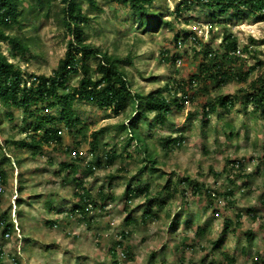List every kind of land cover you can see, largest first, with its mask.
Wrapping results in <instances>:
<instances>
[{"label":"rangeland","instance_id":"374dc122","mask_svg":"<svg viewBox=\"0 0 264 264\" xmlns=\"http://www.w3.org/2000/svg\"><path fill=\"white\" fill-rule=\"evenodd\" d=\"M183 1H154L153 10L173 27L153 33H143L132 11L121 4L97 0V11L84 4L90 19L85 29L87 44L123 60L130 59L132 65L125 63L123 69L133 91L143 95L168 84L177 91L175 80L187 82L199 71L203 58L196 52L208 46L214 52L220 51L227 32L235 36L241 50L254 46L253 52L243 57L245 65L250 68L259 61L264 63V19L234 13L215 18L214 11L200 6L182 7L178 15L176 9ZM56 5L51 18L31 19L33 25L17 33L28 39L31 51L12 61L27 77L51 76L65 58L70 36L57 21L59 2ZM187 34L197 36L199 43L176 47ZM178 35L180 39L176 40ZM1 49L11 58L8 44L2 43ZM176 57L182 65L173 62ZM88 65L96 68L94 60ZM263 73L264 65L251 74L249 82ZM79 80L72 76L70 85L77 86ZM201 86L190 89L191 102L182 110L172 106L165 125L157 124L152 113L131 125L129 119L143 112L144 106L130 108L117 117L109 110L77 102L74 111L83 123L79 126L83 134L75 136L77 129L71 132L58 123L56 127L64 131L61 144L40 151L26 146L34 136L33 130L23 131L35 119L25 121L22 110L0 107V170H4L6 179V192L0 196V221L8 216L14 226L10 237H4L0 227L3 263L202 264L205 260V264H226V254L235 258L234 264H254L258 256H264V110H255L239 99L233 109L219 108L207 115L202 109L204 104L217 96L240 98L239 90L247 85L232 82L218 90L209 87L207 93L199 91ZM60 110L45 111L43 115L58 117ZM132 131L144 142L132 140ZM95 132L102 135L99 151L93 156L90 144ZM169 137H183L184 142L181 147L168 149L165 139ZM146 149L158 162L156 165L145 161ZM71 150H77L83 159H73ZM112 151L118 154L112 167H97L94 175L88 173L89 164L99 159L104 166L106 155ZM234 161L242 162L243 172L234 171ZM63 164L76 167L84 188L90 191L89 202L95 201L89 205L88 219L76 212V184L67 177ZM185 178L213 192L232 190L234 196H221L212 207L206 196H192L189 184L183 186L188 191L186 196L171 198L169 190L159 194L163 187L172 189ZM139 180L141 188L149 184V196H134L126 207L127 190ZM100 191L111 193L113 200L98 203ZM14 196L17 209L13 207ZM161 202H166L163 207L159 206ZM148 209L158 218L144 223L143 214ZM238 214L243 216L239 226ZM129 218L135 222L127 225ZM226 219L234 224L224 234ZM174 223H178L176 229ZM198 227L203 233L196 236ZM122 232H129V238L117 247L118 257L113 259L110 249L115 250L114 245L123 241ZM249 232L253 233L251 238ZM124 247H128V254L121 258Z\"/></svg>","mask_w":264,"mask_h":264},{"label":"trees","instance_id":"16d2710c","mask_svg":"<svg viewBox=\"0 0 264 264\" xmlns=\"http://www.w3.org/2000/svg\"><path fill=\"white\" fill-rule=\"evenodd\" d=\"M105 1L118 3L130 9L143 33H153L163 27H173L170 22L163 19L161 13L153 10L152 6L155 0ZM57 2H59L60 7L59 12L56 13L57 21L70 36L65 58L60 61L57 70L51 76L32 75L27 77L20 66L12 61L25 57L31 51L28 39L21 37L17 33H22L25 28L31 27L33 25V20L31 19H36L40 16L51 18L53 10L58 7L56 5ZM84 4H88L95 11L100 9L97 0H0V107L22 110L26 116L25 121L29 118L35 119V122L23 129L24 133H28L30 130H33L34 133L31 142L26 146L34 148L35 151H40L46 146L60 145L64 131L56 127L58 123L62 124L66 130L70 129L71 132L77 129L75 136L83 134V129L79 128L83 123L74 111V105L77 102L92 105L100 110H109L117 117L125 114L130 108L138 109L144 106L143 112H135L137 116L139 115V118H136L135 115L133 120L129 119L131 125L133 124L134 126L135 122L141 119L140 117H145L146 113L154 114V121L157 124L165 125L172 106L182 110L187 102H191L190 89L200 84L202 86L199 91L207 93L209 87L218 90L229 83L238 82L239 84L247 85L246 88L239 90L238 96L240 95V98L217 96L211 102L204 104L203 111L208 115L215 113L219 108L230 110L236 106V101L239 99L244 100L245 104L254 106L255 110H264V73L254 81L249 82L251 74L258 67H263L264 63L259 61L250 68L245 65V60L237 54L239 50L238 40L230 32L224 34L220 51L214 52L208 46L203 51L196 52L198 57L202 56L203 58L199 71L190 76L187 82L185 80H175L177 91L174 92L173 86L168 84L164 88H159L148 95L134 92L128 75L123 69L125 63L132 65V61L112 56L108 52H103L99 47L87 44L85 29L90 19L84 11ZM190 6L206 7L214 11L213 17L215 18L218 15L224 16L234 13L237 15L243 14L245 17L256 16L259 19H264V0H184L183 4L177 7V14H181L182 7L188 9ZM189 36L190 34H187L180 39L178 35L176 40L187 41ZM2 43L9 45L11 58L2 52ZM178 43L176 47H178ZM245 53H249L248 46H245L242 50V54ZM92 60L96 62L95 69L88 65V62ZM173 62H177V57L173 58ZM234 67H237V70H234ZM72 76L80 77L77 86L70 85ZM28 83H30L29 86ZM57 108H61L58 117L43 115L45 111H53ZM121 127L127 129L125 125ZM101 135L102 132L92 134L90 145L93 156L97 155L99 151ZM137 135L135 131H132V140L143 143L144 141ZM183 142V137L176 139L169 137L165 139V146L168 149L172 146L181 147ZM69 151L70 149L66 148V152L69 153ZM74 151L77 154L74 159L78 162L81 161L83 159L81 153L77 150ZM145 151L148 155L145 161L156 165L158 162L151 154H148L147 149ZM117 159L118 154L115 151L109 152L106 155L104 166L97 159L95 164L88 165V173L94 175V170L97 167H112ZM232 163L239 165L238 172H243L242 162L234 161ZM63 167L67 172V177H72L76 184L75 197L78 199L76 212L83 215L84 219H88L89 205L93 206L92 203H95V201L89 202L91 199L90 191L84 188V182L79 178V171L76 170V167L69 164H63ZM152 169L155 170L154 166ZM0 175L5 178L4 170H0ZM181 183L172 189L169 186H165L159 194L163 195L169 190L171 198H174L177 194L186 196L188 191L183 186L189 184L192 196H206L212 207L219 202L221 196H225V198L234 196L232 190H228L223 194L216 191L213 192L205 188L204 185L201 187L198 182L193 183L190 178H185ZM140 184L141 180L136 181V186L128 188L126 207H128L134 196H149L147 192L149 184L142 188L139 186ZM98 196V203L100 202L101 204L114 198L111 193L103 191H100ZM165 203L161 202L159 206L163 207ZM228 203L231 204L233 202L229 200ZM152 211L148 209L144 212L142 219L144 223L149 219L156 220L158 218ZM242 217L241 214L237 215L236 225H241ZM0 222L4 237L8 233L12 235L14 226L10 218L4 216ZM134 222L132 218H129L126 223L128 225ZM232 224H234L232 220H225L224 234L229 232ZM177 225L178 223H174V229H176ZM195 233L196 236L202 234L203 228L198 227ZM129 234V232H122L123 241L121 240L114 245L115 250L114 248L110 249L113 259L118 257L117 247H121L128 240ZM247 235L251 238L253 233L249 232ZM124 253L125 255L128 254V247H124ZM235 261V258L224 254V262L226 264H234ZM3 262V251L0 248V264H4ZM115 263L117 264L118 262L115 261ZM202 264H205V260L202 261ZM254 264H264V256H258Z\"/></svg>","mask_w":264,"mask_h":264},{"label":"built area","instance_id":"2783aa9c","mask_svg":"<svg viewBox=\"0 0 264 264\" xmlns=\"http://www.w3.org/2000/svg\"><path fill=\"white\" fill-rule=\"evenodd\" d=\"M191 1H193V0H191ZM198 41H199V38L197 36L191 35V36H189V38L187 39V41L180 40L179 43H178L179 44L178 47L179 48H183L186 45V42H189L190 44H193V45H197L198 44ZM253 49H254V46H249V52L250 53L253 52ZM237 54H238V56H240L242 58L243 57H246L245 56L246 54H242V50L240 48H239ZM243 59H245V58H243ZM177 63H178V65H182V60L181 59L177 60ZM29 85H30V83H28V86ZM63 133H62V135H63ZM70 155H71V157L73 159L76 158V156H77V154H76V152L74 150H71ZM232 167L235 169V171L239 170V165L238 164H233ZM5 192H6V179L3 178L0 175V196L3 195V194H5ZM16 199H17V197L14 196V199H13V207L15 209H17L16 203H15V200ZM12 216H13V214H12ZM13 221H14V224H16V221L15 220H13ZM10 235H11L10 233L6 234V237H10Z\"/></svg>","mask_w":264,"mask_h":264},{"label":"clouds","instance_id":"9594fccd","mask_svg":"<svg viewBox=\"0 0 264 264\" xmlns=\"http://www.w3.org/2000/svg\"><path fill=\"white\" fill-rule=\"evenodd\" d=\"M91 206H92V205H91ZM11 221H12V220H11ZM118 251H120V250H118ZM120 252H121V253H120V254H121V255H120L121 258L126 256L125 253H124L123 251H120Z\"/></svg>","mask_w":264,"mask_h":264}]
</instances>
